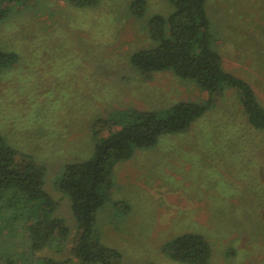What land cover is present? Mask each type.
Returning a JSON list of instances; mask_svg holds the SVG:
<instances>
[{
  "label": "rangeland",
  "instance_id": "obj_1",
  "mask_svg": "<svg viewBox=\"0 0 264 264\" xmlns=\"http://www.w3.org/2000/svg\"><path fill=\"white\" fill-rule=\"evenodd\" d=\"M138 1L146 6L141 17L133 12ZM20 3L21 15L0 24V43L21 58L0 70V136L20 160L46 166L45 190L71 229L64 246L37 253L36 264H75L77 220L59 185L67 165L93 156L99 124L120 126L133 111L165 116L209 96L174 71L143 74L132 63L157 46L150 21L174 13L169 0ZM206 12L224 68L249 82L264 106V0H207ZM219 96L190 131L164 134L116 165L95 230L119 252V264H181L163 249L185 233L208 239L210 264H264V130L249 123L236 89ZM2 242L0 232L1 250Z\"/></svg>",
  "mask_w": 264,
  "mask_h": 264
},
{
  "label": "trees",
  "instance_id": "obj_2",
  "mask_svg": "<svg viewBox=\"0 0 264 264\" xmlns=\"http://www.w3.org/2000/svg\"><path fill=\"white\" fill-rule=\"evenodd\" d=\"M22 0H0V24L21 15ZM102 0H70L80 8L97 7ZM175 11L169 17L155 15L150 21L153 49L141 50L132 63L143 74L174 71L208 93L202 102L184 101L166 115L155 111H133L119 126L99 124L93 156L84 162L67 165L59 189L71 200L78 234L71 247L75 264H119V252L105 247L96 234L97 215L112 196L116 165L129 160L137 147H155L164 134L185 133L206 114L227 89H236L249 123L264 130V106L253 86L224 68L222 55L213 47L207 0H169ZM145 1L133 5L138 17L144 14ZM21 60L16 50L0 43V70L14 69ZM104 129L109 134L101 136ZM47 168L30 159H19L18 152L0 136V232L6 264H36L37 253L63 247L71 229L56 216L59 202L45 190ZM100 187L103 191H99ZM164 255L181 264H210L211 243L198 233H185L170 241ZM39 264H54L41 260ZM69 264V263H68Z\"/></svg>",
  "mask_w": 264,
  "mask_h": 264
}]
</instances>
